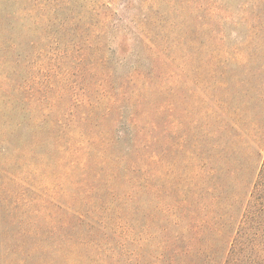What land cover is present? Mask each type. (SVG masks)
<instances>
[{
	"label": "rangeland",
	"instance_id": "1",
	"mask_svg": "<svg viewBox=\"0 0 264 264\" xmlns=\"http://www.w3.org/2000/svg\"><path fill=\"white\" fill-rule=\"evenodd\" d=\"M256 120L264 0H0V264L156 262L182 209L264 255Z\"/></svg>",
	"mask_w": 264,
	"mask_h": 264
},
{
	"label": "trees",
	"instance_id": "2",
	"mask_svg": "<svg viewBox=\"0 0 264 264\" xmlns=\"http://www.w3.org/2000/svg\"><path fill=\"white\" fill-rule=\"evenodd\" d=\"M231 122L238 128H242L236 121L231 120ZM227 130L236 132L233 127L231 129L227 127ZM247 131L249 141L254 144L248 148L254 155L256 154L254 147L260 145L263 137L264 126L259 120H256L252 126L247 128ZM217 146H219L218 143ZM257 156L258 158L248 156V162L245 165L246 169L249 170L252 168V163H255L256 172L249 182L250 186L255 185L254 192L250 194L252 196L254 193V198L262 185V180H264V162L262 169L257 170L262 162V156L258 153ZM257 175L259 178L256 183ZM240 187H242V182H240ZM248 208L249 210L244 214V218L246 216L244 225L250 218V209L253 208V205L250 204ZM182 212L181 221L178 220L175 224L172 223L173 225L168 223V227L164 228V235L167 239L158 244L160 253L154 257L157 259L156 262L159 261L160 264H264V255L260 252L250 251L249 243L256 241V239L250 240L249 233L244 231V226L238 230L235 238L231 236V240L227 238V233L224 230L226 226L201 224L191 217L188 211L182 209ZM126 261L129 262L125 264L156 263L149 259L143 261L136 254L133 260Z\"/></svg>",
	"mask_w": 264,
	"mask_h": 264
}]
</instances>
